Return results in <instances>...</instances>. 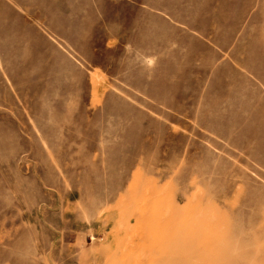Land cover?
<instances>
[{"label": "rangeland", "instance_id": "374dc122", "mask_svg": "<svg viewBox=\"0 0 264 264\" xmlns=\"http://www.w3.org/2000/svg\"><path fill=\"white\" fill-rule=\"evenodd\" d=\"M262 34L264 0H0V264H264Z\"/></svg>", "mask_w": 264, "mask_h": 264}, {"label": "crops", "instance_id": "0c3cea01", "mask_svg": "<svg viewBox=\"0 0 264 264\" xmlns=\"http://www.w3.org/2000/svg\"><path fill=\"white\" fill-rule=\"evenodd\" d=\"M262 41H264V34H262ZM258 42H259V40H260V37H257V39H256ZM247 65H252L251 63H248ZM252 69V68H251Z\"/></svg>", "mask_w": 264, "mask_h": 264}]
</instances>
